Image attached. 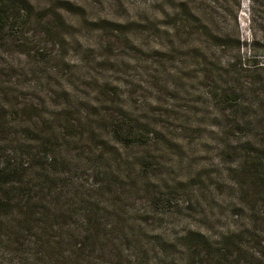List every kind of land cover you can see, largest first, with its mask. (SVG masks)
I'll return each mask as SVG.
<instances>
[{"label": "rangeland", "instance_id": "obj_1", "mask_svg": "<svg viewBox=\"0 0 264 264\" xmlns=\"http://www.w3.org/2000/svg\"><path fill=\"white\" fill-rule=\"evenodd\" d=\"M71 1L85 9L67 16L62 43L23 51L17 29L0 32V162L21 146L24 127L41 116L47 121L43 126L55 130L75 119L76 137L59 144L58 156L66 173V162L73 161V174L83 184L104 172L103 153L113 170L116 162L145 155L141 160L150 184L160 187L127 197L135 201V213L142 210L149 218V225L142 224L147 246L165 245L171 264H186L189 234L201 230L219 240L242 220L236 214L243 213L244 203L233 183L238 155L231 157L230 148L241 133L229 130L234 115L225 107L235 103L229 87L241 92L248 86L252 94L233 96L241 97L245 108L252 106V118H263L264 0H241L240 8L235 0L208 2L214 8L213 28L219 25L235 44L237 37L241 40V50L231 53L200 44L194 35L174 36L169 4ZM124 110L135 119L122 118ZM116 126L127 136L131 128L142 133L148 146H115L109 130ZM16 219L0 211V264H52L38 252L32 235H21ZM129 252L118 264H160L155 250Z\"/></svg>", "mask_w": 264, "mask_h": 264}, {"label": "trees", "instance_id": "obj_2", "mask_svg": "<svg viewBox=\"0 0 264 264\" xmlns=\"http://www.w3.org/2000/svg\"><path fill=\"white\" fill-rule=\"evenodd\" d=\"M136 1L172 6L167 15L171 18L173 26L169 29L174 36L191 39L194 35L200 44L228 53L241 50L239 37L235 44L231 35L222 33L219 25L213 28L216 20L210 0ZM235 1L240 8L241 0ZM81 9H85L82 3L71 0H50L46 4L35 0H0V32L17 29L23 51L36 46L40 50L41 43H60L65 37L67 16ZM234 72L241 74L237 67ZM228 89L231 101H235L225 107L234 115L229 130L234 135L241 133L230 148L231 157L238 155L233 183L237 184L244 203L243 213L236 214L242 220H237L239 227L219 240H213L201 230L189 234L185 241L187 251L183 254L186 264H264V99L260 100L263 118L256 119L257 115L252 118L249 110L252 106L245 108L239 102L241 97L233 96L252 94L251 88L242 87L241 92L235 86ZM23 113L28 114L27 108ZM120 114L126 121L135 119L126 110ZM46 122L41 116L25 126L21 146L10 150L0 162V211L17 218L21 235L25 238L32 235L38 252L52 264H118L128 259V249V254H150L155 250L156 261L171 264L174 259L168 255L169 247L161 245L157 250L156 244L153 248L147 246L142 226L149 225V218L142 210L135 213L132 208L135 201L127 197L142 192L150 194L152 189L155 193L160 187L150 184L141 160L146 156L142 155L138 164L139 159L116 162L113 170L110 159L103 153L104 172L97 174L98 180L83 184L73 174V161L66 162L70 168L66 173L58 156L59 144H69L76 137L75 119L59 130L52 126L45 128ZM145 123L140 127H145ZM123 129L116 126L109 130L115 146H148L142 133L131 128L127 136ZM128 263H132L130 259Z\"/></svg>", "mask_w": 264, "mask_h": 264}]
</instances>
